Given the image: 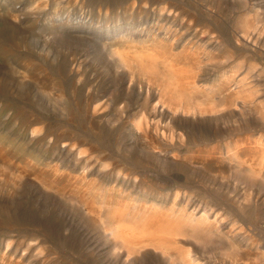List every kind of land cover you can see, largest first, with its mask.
<instances>
[{
    "label": "rangeland",
    "instance_id": "374dc122",
    "mask_svg": "<svg viewBox=\"0 0 264 264\" xmlns=\"http://www.w3.org/2000/svg\"><path fill=\"white\" fill-rule=\"evenodd\" d=\"M24 1L27 0L22 2ZM62 1L61 5H69ZM81 1L83 12L81 16L86 15L85 20H89L88 17H93V24L71 23L49 28V24L36 27V25H31L29 20L23 22L25 17L22 9L18 17L11 16L13 9L21 8L20 0H0V264H9L8 262L14 261L20 264H42L35 261L36 259L32 256L19 260L18 256L15 257L13 254L9 258L11 251L9 249L11 248L6 249L5 246L6 240L10 238L22 242L19 253L23 252V247L28 242L34 246L40 245L44 253L49 255V260L45 264H101L102 260H99L109 253L107 249L110 241L102 234V231H99L101 229L98 224L85 220L68 201L54 194L51 189L41 187L36 178L31 175L19 177L15 172V168H34L40 175L47 177L51 173L52 165L59 160V157L53 155L49 149L48 137L45 140H40L38 137L46 132L52 137L61 135L62 138L64 132L68 130L74 132L78 138L85 139L82 145H92L95 148L92 151L94 154L98 152L106 154L105 159L115 160L125 169H133L132 160L138 156L132 151L130 144L132 135L129 129L125 127L118 132L115 127H110L106 123L104 117L97 119L90 128L80 107L75 106V102L80 105L87 93L92 92L93 94H102V98L93 100V103L106 100L109 104L108 108L113 109L115 106H123L125 102L130 101L134 106L132 111L137 112L139 111L138 103L142 101V96L138 94V88L140 92H144L148 87L154 88L153 84H148L143 80L142 82H129L126 74L121 77L123 69L109 64V57H107L108 61L99 60V57L93 56L94 48L90 43L77 41L83 34L100 37L106 35V30L115 25V23H110L98 26L94 22L98 14L103 16L102 20H105L106 17L109 21L116 19L117 16L125 18L131 15L134 17L135 14L125 11L124 7L134 2V11L141 1H147V5L150 7L166 4L178 11L179 15L170 22L172 27H178L179 30L175 31L178 39L173 42V52H177V55L180 52H192V61L193 55L198 56V62L202 63L199 66L200 78H205L207 82L213 81L212 79L217 76V72L220 70L232 68L236 69L239 76L249 75L247 82L251 85L250 90L241 91L242 95H246L245 98L251 100V110H244L242 116L236 114L237 121L234 123L232 120L221 123L219 131L224 136L217 130L218 134L213 137L212 135L215 134L213 128L206 132L202 131L203 143L214 145L217 143L215 141L217 139L222 150H225L226 143L231 146L235 140L240 148L243 147L239 153L240 159L251 156L250 146H257L258 149L264 147L258 141L263 142L264 140V123H261L259 118H255L259 111L264 110V12L262 10L264 3L256 4L253 0ZM75 5L71 3L68 8L75 7L76 11L78 4ZM54 6L55 4L49 5L48 10L52 11ZM97 8L100 10L98 11ZM106 11L107 14H105ZM8 12L10 13L8 14ZM146 16L147 14L143 12L141 24H152L155 29L158 24L151 21L152 13L148 19ZM189 17L194 19V23L187 27L186 22L182 24L181 20ZM134 19L138 18L135 16ZM159 22L165 26L168 25L165 19H160ZM141 24L136 22V29L131 30L139 32ZM124 25L128 24L124 23ZM199 26L208 33L199 31L195 35L194 28H200ZM243 32H250L254 36L258 35V44L252 45L250 41L243 39L238 42L232 36L233 33L240 35ZM137 34L135 33L136 36ZM210 35L211 37H209ZM213 36L218 37L219 41L216 42ZM44 41L47 43L45 46L42 44ZM206 51L208 55H205ZM177 58L183 59L179 56ZM78 63H81L80 66L85 69V75L80 79L74 71ZM192 70L196 72L194 64ZM121 79L124 83L122 86L121 84L117 86V81L120 82ZM126 85L134 86L135 90L129 89L125 94L127 89H123V87ZM206 92L207 97L200 96V93L195 90H190L188 95L196 101L203 102L206 98L209 101H214L226 91L211 93L207 90ZM118 96L121 101L116 99ZM65 103H70L73 107L70 114H64ZM248 116H254L255 119H252L254 123L248 125L245 123L244 118H248ZM36 117H39L38 121L34 120ZM36 125L41 126V131L31 137L30 129ZM236 125L239 127L234 130L235 135H229ZM192 131L197 135L200 134L198 128L194 127ZM243 139H247V142ZM130 156L132 157L130 158ZM146 171L145 180H138L137 185L133 187L136 190H131L130 187V190L125 189V193L133 196L138 193L139 188L145 187L152 193L157 191L166 193L174 187L173 182L165 179L155 170L147 169ZM173 171L174 169L171 170V172ZM255 172L253 176H246L243 172L238 173L235 169L227 168L230 181L235 182L238 187L242 188L244 181L250 184L251 202L246 205L241 214L230 209L227 202L222 201L223 199L217 191L211 190L213 194H209L206 192L208 188L205 191L200 188V190L196 189L199 193L204 191L203 195L206 199L222 201L223 209L226 213L229 212L236 224L240 223L244 226L250 224L249 233H240L236 235V238H233L232 245L236 251L237 264H264V163L262 169H257ZM198 176L196 175L195 178L199 179ZM95 177L99 186L109 188L113 185L112 177L109 175H95ZM182 180L181 178L177 183L189 186L188 188H198L199 184L196 181L192 180L187 183ZM200 180L204 181V178L200 176ZM42 197L43 199H41ZM159 199L162 200L160 197ZM168 201L167 198L166 202ZM225 204L227 206H224ZM222 226L224 225L222 224ZM225 229L226 227H222L223 231ZM179 237L183 236L179 235ZM99 243L103 248H96L100 246ZM202 247L200 246L198 249V254L201 253L199 259L205 264H221L217 262V259L225 258L227 253L232 250L229 242L223 238H217ZM247 249L250 253L245 251ZM32 251L35 252L36 248L31 250V253ZM121 256L120 254L118 258H111L117 259L118 264H122L125 255L120 258ZM131 257H135L133 264H163L158 252L150 245H146L139 253H134Z\"/></svg>",
    "mask_w": 264,
    "mask_h": 264
},
{
    "label": "bare ground",
    "instance_id": "6f19581e",
    "mask_svg": "<svg viewBox=\"0 0 264 264\" xmlns=\"http://www.w3.org/2000/svg\"><path fill=\"white\" fill-rule=\"evenodd\" d=\"M61 1L27 0L22 2V5L20 4L21 8L13 9L11 16L18 17L22 9L25 17L23 22L29 20L31 25H36V27H41L44 24H49V28L57 27L60 24H93V17H88L89 20H85L86 15L81 16L83 13L81 0H63V3L69 4L66 6L61 5ZM253 1L256 4L264 3V0ZM71 3L76 4L75 6L78 4L76 11L74 10L75 7L68 8ZM51 4H55L52 11L48 10V6ZM134 4L132 2L125 6L124 10L135 14L138 19H134L135 16L130 15L125 18L117 16L116 19L109 21L105 17L106 11L105 20H102L103 16L100 14L94 20L98 26L115 23L113 27L106 30V35L100 37L83 34L77 41L90 43L91 47L94 48L93 56L99 57V60L108 61L107 57H109V64L123 69L121 77L126 74L129 82H142L143 80L148 84H153L154 88L148 87L144 92H140L138 88V94L142 96V101L138 103L139 111L137 112L132 111L134 106L130 101L125 102L123 106H113V109L108 108L109 104L106 100L94 101L93 103V100L102 98V94L99 93L88 92L80 105L75 102V106L80 107L88 127L91 128L97 119L104 117L106 123L110 127H115L118 132L125 127L129 129L132 135L130 141L132 151L138 156L132 160L133 169H125L115 160L105 159L106 154L103 155L99 152L94 154L92 151L95 148L92 145H82L85 139L83 137L78 138L74 132L68 130L64 132L62 138L61 135L52 137L46 132L38 137L40 140H45L48 137L49 149L53 155L59 157V160L52 165L51 173L47 177L40 175L34 168H15V172L19 177L31 175V177L36 178L41 187L51 189L54 194L68 201L85 220L98 224L101 229L99 231H102V234L110 241L107 249L109 253H106L100 260L98 259L99 261L102 260L101 264H118L117 259L111 257L118 258L120 254L125 255L122 260L124 264H133L135 257L131 256L134 253H139L146 245H150L158 252L163 264H205L199 259L201 253L198 254V249L217 238L226 239L232 249L225 258L217 259V262L237 264L236 251L232 245L233 238H236V235L240 233H249L251 226L250 224L246 226L240 223L236 224L229 212L227 214L223 209L221 202L225 200L230 209L241 214L246 205L251 202L250 184L244 181L243 187H238L235 182L230 181L227 168L235 169L238 173L243 172L246 176H253L257 169L263 167L264 147L258 149L257 146L252 145L250 146L251 156L240 159L239 153L243 147L240 148L235 140L231 146L226 143L225 150H222L217 139H215L217 143L214 145L203 143L202 138L204 136L201 132L213 128L215 134L212 136L216 137L221 123L230 120L234 123L237 121L236 114L242 116L244 110H251V100L245 98L246 95L241 94V91L251 89V85L247 82L249 75L239 76L236 69L229 68L217 72V76L211 82H207L205 78H200L199 66L202 63L198 62V56L193 55L192 61V52H180L178 55L177 52H173V42L178 39L177 33L175 34L178 27H172L170 22L179 15V12L166 4L150 7L147 5V1H141L133 11ZM262 10L264 12V9ZM143 12L147 14V19L152 13L151 21L158 24L155 29H153L152 24H141ZM160 19H165L168 25L165 26L160 23ZM136 22L141 24L139 32L132 31L136 29ZM181 22L182 24L186 22L187 27H189L194 23V19L189 17L182 19ZM124 23L128 25L125 26ZM201 29V27H195V35L199 31L208 33L205 29ZM83 31L86 32V30ZM135 33H138L137 36ZM161 33L162 35H160ZM232 36L238 42L242 39L248 40L252 45L258 44L259 40L258 35L254 36L250 32H243L240 35L233 33ZM213 37L216 42L219 41L218 37ZM42 44L45 46L47 43L44 41ZM204 53L208 55L207 51ZM177 56L183 57V59H178ZM193 64L196 67V72L192 70ZM80 65L81 63H78L74 69L75 73L78 74V79L85 75V69ZM122 79L120 82L117 81V86L120 84L122 86L124 83ZM123 89H127L125 94L129 89L135 90L134 86L129 87V85ZM190 90H195L202 97L206 96L207 90L211 93L226 92L219 95L214 101H209L206 98L202 102L190 98L188 95ZM118 98L119 96L116 97L117 100H119ZM72 109L70 103L64 104V114H70ZM253 117L244 118L245 123L247 125L252 124L254 123L252 119L255 118H259L261 123H264V110L259 111L257 117ZM34 120L38 121L39 117ZM194 127L200 130L199 135L192 131ZM238 127L239 125H236L229 132V135H235L234 130ZM40 131L41 126L36 125L30 129V136H35ZM219 132L224 136L221 131ZM243 140L247 142V139ZM253 141L255 142V140ZM258 141L264 146V140L263 142ZM147 169L155 170L156 173L163 175L165 179L175 184L174 187L166 193L159 191L152 193L146 187L139 188L138 193L133 196L125 193V189L130 190V187L131 190H134L133 187L137 185L138 180H145ZM173 169L175 172H171ZM95 175H109L112 177L113 185L109 188L97 185ZM196 175H199V179L195 178ZM200 176L204 178V181L200 180ZM181 178L187 183L192 180L196 181L199 184L197 185L198 188H188L189 186L177 183ZM199 188L204 191L208 188L206 192L209 194H213L211 190L217 191L223 200L217 202L215 199H206L203 195L204 191H200L201 193L197 191L200 190ZM167 198L169 199L168 202H166ZM83 226L85 227V224ZM222 227H226V229L223 231ZM83 235L85 236V233ZM179 235L183 237L180 238ZM100 243L102 244V242ZM101 244L94 247L103 248ZM21 247L22 242L17 239L6 240L5 248H11L9 249L11 250L9 258L13 254L15 257L18 256L19 260L28 259L32 256L36 259L35 261L42 264L49 260V255L44 253L40 245L34 246L28 242L23 247V252L19 253ZM35 248L36 251L31 253V250ZM245 251L250 253L248 249ZM8 263L20 264L15 261Z\"/></svg>",
    "mask_w": 264,
    "mask_h": 264
}]
</instances>
